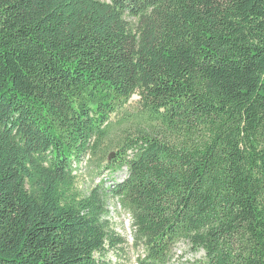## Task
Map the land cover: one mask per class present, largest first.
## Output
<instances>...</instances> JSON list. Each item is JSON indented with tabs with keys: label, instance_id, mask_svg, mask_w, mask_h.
<instances>
[{
	"label": "trees",
	"instance_id": "1",
	"mask_svg": "<svg viewBox=\"0 0 264 264\" xmlns=\"http://www.w3.org/2000/svg\"><path fill=\"white\" fill-rule=\"evenodd\" d=\"M109 198L139 264H264V0H0V264H111Z\"/></svg>",
	"mask_w": 264,
	"mask_h": 264
},
{
	"label": "rangeland",
	"instance_id": "2",
	"mask_svg": "<svg viewBox=\"0 0 264 264\" xmlns=\"http://www.w3.org/2000/svg\"><path fill=\"white\" fill-rule=\"evenodd\" d=\"M139 100L140 96L138 94L133 95L126 106V111H136L139 106ZM123 116V112L112 115L114 124L111 137L113 140H116L122 135L123 130L127 128L126 126L130 125L122 122ZM115 152V148L110 149L101 167L98 166L96 158L90 159L88 156L85 158L76 172V187L82 194L89 193L98 184H102L106 188L112 185L113 181L118 182L126 177V168L113 173L105 167L115 157ZM109 155H111L110 159L108 157ZM107 206L109 210L107 218L114 231L122 237L123 242L119 243L115 248L109 249L105 255L106 261L111 264H139L138 258L143 255V248L135 243L131 215L123 209L116 198H109ZM203 257V251H194L187 241H182L174 248L173 259L169 264H191L195 260Z\"/></svg>",
	"mask_w": 264,
	"mask_h": 264
},
{
	"label": "water",
	"instance_id": "3",
	"mask_svg": "<svg viewBox=\"0 0 264 264\" xmlns=\"http://www.w3.org/2000/svg\"><path fill=\"white\" fill-rule=\"evenodd\" d=\"M110 157H111V155H110ZM110 157H109V158H110Z\"/></svg>",
	"mask_w": 264,
	"mask_h": 264
}]
</instances>
